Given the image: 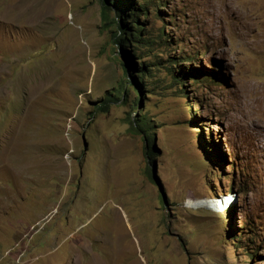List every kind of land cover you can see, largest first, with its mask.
<instances>
[{
    "label": "rangeland",
    "instance_id": "obj_1",
    "mask_svg": "<svg viewBox=\"0 0 264 264\" xmlns=\"http://www.w3.org/2000/svg\"><path fill=\"white\" fill-rule=\"evenodd\" d=\"M100 6L0 0V264H264V0L150 6L169 51L133 60L214 81L151 65L136 111L131 87L100 106L125 63Z\"/></svg>",
    "mask_w": 264,
    "mask_h": 264
},
{
    "label": "trees",
    "instance_id": "obj_2",
    "mask_svg": "<svg viewBox=\"0 0 264 264\" xmlns=\"http://www.w3.org/2000/svg\"><path fill=\"white\" fill-rule=\"evenodd\" d=\"M136 0H100L101 7V18L107 26L113 27V41L117 46V50L120 52L121 56L124 58L125 63H121L123 65V84H119L114 93H110L107 97H105L102 101V105L106 109L107 105L111 102H117L123 99V95L127 93V90L131 87L135 91V97L132 100V110L136 111V104L139 100L138 90H136V85L139 84L144 87V83H139L137 79H144V76H152L150 66H154L158 68V65L166 66L168 68L169 64H172L168 71L172 74V78L174 82L182 83L186 76L189 78H200L198 82H206L203 84L213 83L214 79L207 75L208 73L202 75L201 71L192 72V70L184 71L185 76L182 75V66H179L181 61L191 60L193 56H184L182 55L179 59L169 58L166 61H143L139 62L142 66H139L133 60V50L137 48H146L147 53L153 54V46H165L166 49L164 51H169L170 41L168 40L169 35L164 32L162 26H159L157 31L154 32L150 29V26H147V23H150V15L149 9L150 6L155 7L153 12L158 15V18L162 19V10L159 8L162 3H165V0H137L138 4L135 2ZM140 1V2H139ZM142 10V15L147 17V19L141 20L139 18V12ZM157 10V11H156ZM134 46V47H132ZM169 54V52H168ZM141 58V57H140ZM161 59V57H159ZM183 58V59H181ZM166 63V65H163ZM182 67V68H181ZM175 69H178L177 71ZM202 69V67H201ZM138 71V73H135ZM194 76V77H193ZM204 76V77H203ZM211 76H215V71L211 73ZM184 93V91H183ZM111 95V96H110ZM183 98L187 99V95H184ZM189 106V104H187ZM189 112L193 115L191 107H189ZM137 118H131L129 120L131 128L135 132H139L142 134L145 141V152L146 157L149 159L154 155V149L152 138V130L150 131L149 120L146 112L137 111ZM196 117L192 118V121H195ZM154 131V130H153ZM209 155L213 156L211 151L207 150ZM221 161L225 160L223 155H220ZM148 174L151 176L152 169L150 165L146 167ZM231 185V183H230ZM230 192H234L233 188L230 186ZM236 196V193H234ZM223 203V201L221 202ZM227 214L229 217H232L234 213V208L231 205L227 210ZM245 226V223H244ZM238 240V239H237ZM254 253V247L252 248V252L248 254L249 258Z\"/></svg>",
    "mask_w": 264,
    "mask_h": 264
},
{
    "label": "clouds",
    "instance_id": "obj_3",
    "mask_svg": "<svg viewBox=\"0 0 264 264\" xmlns=\"http://www.w3.org/2000/svg\"><path fill=\"white\" fill-rule=\"evenodd\" d=\"M232 193V192H231ZM234 193V192H233ZM235 195V194H234ZM230 199H231V202H230ZM232 200H234V197L233 196H229L226 198V201H224V205L222 206L223 209H228L231 205L230 203H232ZM221 208V207H220Z\"/></svg>",
    "mask_w": 264,
    "mask_h": 264
},
{
    "label": "bare ground",
    "instance_id": "obj_4",
    "mask_svg": "<svg viewBox=\"0 0 264 264\" xmlns=\"http://www.w3.org/2000/svg\"><path fill=\"white\" fill-rule=\"evenodd\" d=\"M227 198V197H226ZM236 198V197H235ZM226 201V200H225ZM230 202H231V199H230ZM224 203V202H223ZM223 203H221V204H223Z\"/></svg>",
    "mask_w": 264,
    "mask_h": 264
}]
</instances>
